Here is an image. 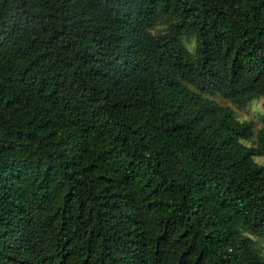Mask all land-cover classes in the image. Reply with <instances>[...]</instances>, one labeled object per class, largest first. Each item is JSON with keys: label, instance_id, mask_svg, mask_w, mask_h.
<instances>
[{"label": "trees", "instance_id": "1", "mask_svg": "<svg viewBox=\"0 0 264 264\" xmlns=\"http://www.w3.org/2000/svg\"><path fill=\"white\" fill-rule=\"evenodd\" d=\"M216 96L264 108V0H0V264H264Z\"/></svg>", "mask_w": 264, "mask_h": 264}, {"label": "rangeland", "instance_id": "2", "mask_svg": "<svg viewBox=\"0 0 264 264\" xmlns=\"http://www.w3.org/2000/svg\"><path fill=\"white\" fill-rule=\"evenodd\" d=\"M161 26H157L156 29L160 30ZM184 44L186 47L193 51L194 49V38L193 37H185L184 38ZM214 99L222 104L229 106L233 109L235 116L239 120H251L253 122V130L254 134L264 126V108L262 106V99H254L251 102H248L247 104L243 106H235L230 101L221 98L219 96L214 97ZM243 143L250 146L254 144L253 140H243ZM255 160L260 163L264 164V156H256ZM263 250H264V242H263Z\"/></svg>", "mask_w": 264, "mask_h": 264}]
</instances>
